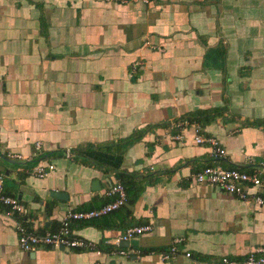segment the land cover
<instances>
[{"label":"crops","instance_id":"obj_1","mask_svg":"<svg viewBox=\"0 0 264 264\" xmlns=\"http://www.w3.org/2000/svg\"><path fill=\"white\" fill-rule=\"evenodd\" d=\"M213 108L202 133L224 147L222 159L172 125ZM135 130L143 134L124 149L119 172L142 191L105 216L71 222L100 254L24 251L19 216L0 213V264H229L222 259L239 263L264 247L263 207L190 178L207 165H264V0H0V152L55 151L43 178L0 158L4 191L28 207L29 226L53 231L68 209L103 204L115 174L76 151ZM146 223L151 231L125 246L139 255L112 252L127 227Z\"/></svg>","mask_w":264,"mask_h":264},{"label":"built area","instance_id":"obj_2","mask_svg":"<svg viewBox=\"0 0 264 264\" xmlns=\"http://www.w3.org/2000/svg\"><path fill=\"white\" fill-rule=\"evenodd\" d=\"M148 47L160 50L159 46L147 42ZM137 64V63H136ZM176 128L188 127L193 131L195 143H209L211 146L210 156L214 159H222L226 152L219 141L213 137H207L202 133V127L196 122H190L186 119L178 120L172 123ZM174 139L181 140L182 134L177 133ZM41 142L37 141L34 145L35 151L41 149ZM7 157L13 159H22L19 154L6 153ZM54 170V165L45 162V159L38 160L32 164L30 174L43 178ZM5 174L0 171V213L6 216L17 214L19 217L15 220V229L17 232L18 246L24 251H33L40 247L66 248L73 250H95L97 254L101 253L96 243L86 240L82 237L72 235L71 222L90 221L105 216L127 202V193L123 184L114 180L104 190L103 196L108 201L94 209L72 210L68 209L61 217L59 226L53 231L39 232L34 226V219L29 214V209L20 199L4 191L3 181ZM191 182L200 185H211L227 194L233 195L244 202H251L256 206L264 208V165L258 166L254 171L248 172L239 167H228L223 165H207L199 171L190 175ZM149 223L127 227L112 242V252L122 256L139 255L140 251L125 246H120L122 241L131 239L151 231ZM178 241V240H176ZM176 252L172 246L168 252L159 255L165 259ZM186 256L190 254L185 253ZM222 262L229 264H264V247H255L250 250L246 259L237 263L223 258Z\"/></svg>","mask_w":264,"mask_h":264},{"label":"trees","instance_id":"obj_3","mask_svg":"<svg viewBox=\"0 0 264 264\" xmlns=\"http://www.w3.org/2000/svg\"><path fill=\"white\" fill-rule=\"evenodd\" d=\"M218 113L219 111L216 108L207 110H196L191 113H188L187 115L182 116L178 120L186 119L190 122H196L202 127L205 122L210 121V119L217 116ZM142 134L143 131L135 130L129 136L120 139L117 142L86 146L77 149L76 153L77 156L81 157V161H83L84 163H88L105 173L113 172L115 174L114 180L120 181L125 187V191L127 193V200L129 193L132 190L133 191L131 193H135L132 199L134 200L136 198L135 196L139 194L143 188L141 186H136L137 184L132 182V179H130L131 175L119 172V168L122 163L124 149L127 147V145L138 140ZM31 166L32 165L28 166L29 169H31ZM107 201L108 200L105 199L104 203H106ZM45 229H47V227H45Z\"/></svg>","mask_w":264,"mask_h":264},{"label":"water","instance_id":"obj_4","mask_svg":"<svg viewBox=\"0 0 264 264\" xmlns=\"http://www.w3.org/2000/svg\"><path fill=\"white\" fill-rule=\"evenodd\" d=\"M66 150L62 151V153H67V151L65 152ZM55 153V151H49V152H45L43 153L42 155L38 156L37 158L35 159H13V158H10V157H7L5 156L4 154H2L0 152V158L7 162L10 166V168H15V169H19V168H25L26 166H29L31 164H34L36 163L38 160H41V159H44L45 157L51 155ZM54 196L56 197H61V194L62 193H57V192H53L52 193ZM128 241H122L120 242V246H127L128 245ZM60 248H63V247H60Z\"/></svg>","mask_w":264,"mask_h":264}]
</instances>
